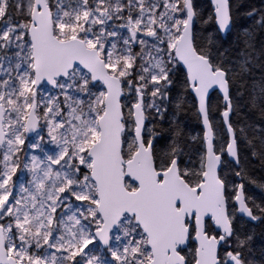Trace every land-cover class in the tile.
Here are the masks:
<instances>
[{"label": "rangeland", "instance_id": "rangeland-1", "mask_svg": "<svg viewBox=\"0 0 264 264\" xmlns=\"http://www.w3.org/2000/svg\"><path fill=\"white\" fill-rule=\"evenodd\" d=\"M54 2L57 39L79 34L116 77H128L139 58L149 81L157 83L173 65L172 51L185 21L179 0ZM32 4L33 0H0V20L8 8L19 20L15 25L0 23L5 134L0 147V225L6 252L17 264H147L146 238L128 217L111 232L107 249L93 235L101 219L87 151L98 139L104 91L76 67L66 79L57 80L54 89L42 84L33 96L32 58L25 39ZM124 10L128 26L119 24ZM122 101L128 102L125 97ZM33 103L39 126L26 139L24 122ZM123 126L122 137L132 130L130 122ZM132 145L129 139L122 150L132 154ZM125 187L135 189L128 179Z\"/></svg>", "mask_w": 264, "mask_h": 264}, {"label": "water", "instance_id": "water-1", "mask_svg": "<svg viewBox=\"0 0 264 264\" xmlns=\"http://www.w3.org/2000/svg\"><path fill=\"white\" fill-rule=\"evenodd\" d=\"M207 1L216 30L221 38H225L231 29L229 0ZM184 9L186 18L173 56L186 77L202 130L203 172L196 188L189 187L180 177L177 159L165 171L155 170L152 143L144 144L142 138L145 120L140 94H136V103L131 108L136 150L129 160L124 161L121 153L124 130L121 83L108 74L96 50L87 48L76 38L58 41L54 37L52 16L46 0H33L27 30L33 64V96L42 83L54 89L55 81L66 79L75 67L86 72L92 83L103 87V112L97 121L98 140L87 151L91 161L89 176L98 199L96 211L101 219V226L93 235L102 249L108 248L111 232L127 216L146 238L151 257L147 264H186L182 252L190 243L195 246L193 264H219L218 254L224 239L233 234L227 214L225 187L219 178L223 158L214 151V137L207 115L208 100L216 93L225 108L222 113L227 137L224 157L238 168L237 144L229 125L231 106L226 74L214 70L208 59L196 53L191 0H184ZM3 121L0 106V147L5 137ZM38 123L33 103L24 123L25 138L34 135ZM125 179L136 186L134 191L125 188ZM233 205L238 217L249 222L256 221L246 206L240 185L236 188ZM206 222L219 234L218 237L207 234ZM228 263L240 264L235 257H230ZM0 264H17L7 255L1 226Z\"/></svg>", "mask_w": 264, "mask_h": 264}, {"label": "trees", "instance_id": "trees-1", "mask_svg": "<svg viewBox=\"0 0 264 264\" xmlns=\"http://www.w3.org/2000/svg\"><path fill=\"white\" fill-rule=\"evenodd\" d=\"M192 3L194 49L208 59L214 70L226 74L231 106L229 125L237 144L239 166L235 168L224 157L227 137L222 113L225 108L220 97L213 93L208 100L207 115L214 150L223 158L219 178L225 187L233 230V235L224 240L220 249V264H226L228 256L238 258L241 264H264V0H229L231 29L225 38H221L216 30L209 2L192 0ZM47 4L53 15L54 0H47ZM179 4V9L184 11L182 0ZM128 19L127 10L122 11L119 24L128 26ZM16 21L18 18L8 8L0 23L15 25ZM53 34L57 36L55 26ZM75 37L81 39L79 34ZM139 61L138 58L132 64L128 77L120 78L128 101L122 107L123 122H130L133 127L127 109L135 100V93L140 92L145 114L143 140L152 142L156 171H165L177 159L180 177L188 186L195 187L201 179L204 150L200 119L186 77L173 60L165 76L152 83L140 68ZM131 131L122 137L124 144L132 139ZM130 155L122 150L125 160ZM238 185L242 187L255 222L236 215L232 198ZM136 231L140 232L138 228ZM207 233L218 236L209 224ZM194 250V245L190 244L183 254L187 264L193 263Z\"/></svg>", "mask_w": 264, "mask_h": 264}]
</instances>
